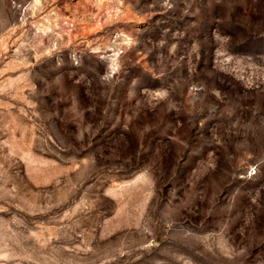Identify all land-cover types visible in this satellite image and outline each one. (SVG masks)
I'll return each instance as SVG.
<instances>
[{"label": "rangeland", "instance_id": "374dc122", "mask_svg": "<svg viewBox=\"0 0 264 264\" xmlns=\"http://www.w3.org/2000/svg\"><path fill=\"white\" fill-rule=\"evenodd\" d=\"M0 264H264V0H0Z\"/></svg>", "mask_w": 264, "mask_h": 264}]
</instances>
